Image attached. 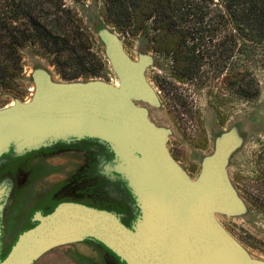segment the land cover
<instances>
[{
    "label": "water",
    "instance_id": "95a60500",
    "mask_svg": "<svg viewBox=\"0 0 264 264\" xmlns=\"http://www.w3.org/2000/svg\"><path fill=\"white\" fill-rule=\"evenodd\" d=\"M93 32L117 81L55 80L46 67L34 66L30 98L0 107V163L9 151L20 156L59 141L99 138L113 154L110 170L125 180L134 198L136 218L126 225L112 211L60 202L45 215L37 211L36 223L9 245L0 229V264H34L58 246L87 239L125 264H264L217 218L249 211L228 172L244 141L239 124L218 131L212 152L202 156L197 175L190 176L167 147L171 128L149 115L148 106H160L146 77L154 55L139 52L133 58L109 25L99 24ZM5 193L1 184L0 217ZM97 262L79 259L80 264Z\"/></svg>",
    "mask_w": 264,
    "mask_h": 264
},
{
    "label": "trees",
    "instance_id": "16d2710c",
    "mask_svg": "<svg viewBox=\"0 0 264 264\" xmlns=\"http://www.w3.org/2000/svg\"><path fill=\"white\" fill-rule=\"evenodd\" d=\"M69 2L0 0L1 94L20 98L24 52L44 58L65 80L106 74L102 43L77 12L89 5L87 0ZM95 19L123 39H144L147 49L165 57L175 76L224 71L223 83L235 97L252 100L259 94L251 71L261 66L259 61L264 67V0H99ZM69 54L79 67L68 75L62 59ZM256 180L259 194L243 191L242 196L249 209L264 211V172Z\"/></svg>",
    "mask_w": 264,
    "mask_h": 264
},
{
    "label": "rangeland",
    "instance_id": "374dc122",
    "mask_svg": "<svg viewBox=\"0 0 264 264\" xmlns=\"http://www.w3.org/2000/svg\"><path fill=\"white\" fill-rule=\"evenodd\" d=\"M71 4L69 0H66ZM99 0H87L85 8H78V15L93 31L98 20L94 18ZM126 51L136 58L139 52L155 54L147 49V42L139 37L123 39ZM24 68L22 74L29 77L32 68L38 63L46 67L55 80L64 78L58 74L53 65L38 55L23 54ZM73 54L65 55L62 68L72 74L78 69ZM254 69L251 77L259 86L256 98L245 100L237 98L224 85V71L217 76L208 73L202 77L192 78L175 76L164 56L157 55L155 63L146 70V77L157 92L159 107L148 106L150 118L159 125L172 130L167 147L178 160V163L195 177L200 169L202 156L213 150L214 137L218 131L239 124L244 141L230 159L228 172L230 178L242 195L243 191L251 194L257 192V176L264 172V67L262 62ZM108 64V62H107ZM207 66L204 67L206 69ZM204 73V72H203ZM20 81L21 96L30 98L33 83L30 80ZM110 82L117 81L109 65L104 76ZM13 98L0 93V107L10 104ZM260 201L264 204V191L260 192ZM221 224L255 257L264 259V211L251 206L249 211L236 217L217 215ZM14 236H5L4 242L9 245ZM95 244L88 241L58 246L34 264H80V258H95ZM98 259V258H97Z\"/></svg>",
    "mask_w": 264,
    "mask_h": 264
},
{
    "label": "flooded vegetation",
    "instance_id": "af4514ba",
    "mask_svg": "<svg viewBox=\"0 0 264 264\" xmlns=\"http://www.w3.org/2000/svg\"><path fill=\"white\" fill-rule=\"evenodd\" d=\"M154 53L156 61L160 54ZM2 158L0 185L6 192L1 200L3 241L5 236H16L33 226L37 211L45 215L63 201L112 211L126 225L136 218L134 198L125 180L110 170L113 154L99 138L59 141L20 156L9 151ZM86 241L96 246L97 264H125L110 251L103 252L101 243Z\"/></svg>",
    "mask_w": 264,
    "mask_h": 264
}]
</instances>
